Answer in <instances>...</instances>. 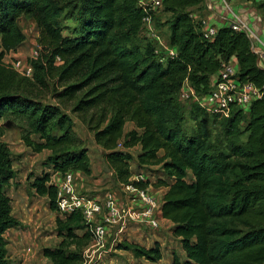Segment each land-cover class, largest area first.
Listing matches in <instances>:
<instances>
[{
  "label": "trees",
  "instance_id": "1",
  "mask_svg": "<svg viewBox=\"0 0 264 264\" xmlns=\"http://www.w3.org/2000/svg\"><path fill=\"white\" fill-rule=\"evenodd\" d=\"M200 2L163 0L176 54L160 61L140 37L148 13L139 0H0V138L5 126L21 123L24 144L34 153H51L45 166L53 173L90 175L87 150L64 112L69 107L104 151L118 183L167 189L162 218L172 224L184 253L183 260L174 255L172 264H264V96L247 117L233 109L219 119L213 136L183 129V85L206 94L210 78L231 58L241 82L264 87V69L245 32L224 27L212 40L203 37L189 12ZM21 17L32 19L38 32L39 50L28 60L31 78L2 63L25 41ZM67 20L74 21L73 29L64 25ZM128 123L133 128L125 134ZM135 148L138 165L157 166L162 178L130 181L127 150ZM14 176L10 151L0 140V264H8L5 233L20 225L6 192ZM50 176H34L30 185L57 213ZM56 233L60 243L44 248L43 256L51 264H81L91 240L81 215L57 217ZM123 247L149 264L162 260L158 244Z\"/></svg>",
  "mask_w": 264,
  "mask_h": 264
},
{
  "label": "rangeland",
  "instance_id": "2",
  "mask_svg": "<svg viewBox=\"0 0 264 264\" xmlns=\"http://www.w3.org/2000/svg\"><path fill=\"white\" fill-rule=\"evenodd\" d=\"M169 18L170 16L158 18L157 22L155 21V27L160 29L168 26ZM64 25L70 29L75 27L73 20L65 21ZM18 26L25 36V41L20 46V51L24 52L16 59L28 61L30 59L28 57L30 55L35 57L34 53L37 54L39 50L37 28L32 19L24 17L19 19ZM141 39L147 42L143 35H141ZM163 49L162 46L156 45V51L157 53L159 52L158 57L160 59L162 58L161 52L164 51ZM9 54L7 55L9 56ZM8 56H4L7 64L2 63L9 66L15 59H9L7 58ZM50 102L55 103L53 101ZM180 104L183 109V129L186 134H195L196 131H200L213 136L218 130L219 119L221 118L198 109L194 104ZM64 112L68 115L70 114L74 133L83 143V147L87 150L89 157L90 175H84L80 172L78 173L79 175L76 174V183L79 187L81 186L82 193L89 197L98 196L104 201L107 194L112 192L116 198L117 196L119 197L117 198L119 202H128L130 193L123 187L124 184L118 183L111 176V171L104 157V151L95 144L93 134L76 115L70 113L69 107L65 108ZM3 122L1 120V123ZM130 127L131 125L127 124L124 131H128ZM25 131L26 129L21 123L5 126L0 138L11 154L15 176L6 192L11 199L12 214L20 224L17 228L10 229L5 233L7 260L8 264H51L43 256L42 251L44 248L54 247L60 243V238L56 233V219L57 217L60 219L65 218L51 211L47 198L39 197L31 188L30 183L33 181L34 176H40L42 173L51 175L50 182L55 179L58 180L57 178L60 174L53 173L49 167L45 166L46 158L51 154L49 151L44 150L41 153H34L31 148L24 144L22 135ZM33 138L35 137L32 136ZM127 151L132 156L130 161L132 177L135 175L137 177L141 176L143 177V182L150 181L154 183L156 173L161 169L157 166L138 167L135 161L136 150L130 149ZM54 177L56 178L54 179ZM187 180H190L189 176ZM151 187L155 191H162V187ZM155 191L148 190L149 194L159 199L158 192ZM98 220L100 219L97 218L96 223H98ZM115 232L116 229H107V235L101 245L95 247L92 243H89L84 247L82 249L83 260L81 264H93L94 262L102 264H149L143 258H136L131 250H126L123 246L127 243H134L146 248L158 244L162 252V260L159 264H172L174 255L179 260L183 258L179 240L172 235L170 227L163 221L157 229H151L145 225H139L138 227L129 225L122 235L116 237ZM76 234L81 235L82 231H76Z\"/></svg>",
  "mask_w": 264,
  "mask_h": 264
},
{
  "label": "built area",
  "instance_id": "3",
  "mask_svg": "<svg viewBox=\"0 0 264 264\" xmlns=\"http://www.w3.org/2000/svg\"><path fill=\"white\" fill-rule=\"evenodd\" d=\"M145 8L148 15L142 21L140 35L146 33L147 42L157 53L156 45L167 47L155 29V19L164 12L163 0H148ZM230 26L234 31L247 32V27L242 23ZM201 31L206 40H212L217 33L213 27ZM252 50L257 55L259 66V61L264 59V50L255 44H252ZM175 54L176 51L168 46L167 58H172ZM34 55L36 57L37 54ZM9 66L25 78H31L33 75V68L28 61L15 59ZM238 73L237 66L230 61L224 63L206 94L199 95L190 85L184 84L178 94V100L182 104H194L202 111L219 118H228L233 109L247 111L254 101L264 96V87L260 89L251 83L241 82ZM78 173L69 171L60 174L58 180L55 179L50 184H53L57 190V213L63 218L79 213L87 226L91 237L90 243L93 246L97 247L103 243L107 229H116L115 236L118 237L125 233L129 225L137 227L145 225L151 229L160 226L163 221L161 200L149 194L147 189L140 190L131 184L122 185L130 193L128 202H119L112 192L102 201L98 196L89 197L82 193L81 186L76 183ZM110 174L114 178L112 171ZM134 181H143V177L139 176ZM97 218L100 219L98 223H96Z\"/></svg>",
  "mask_w": 264,
  "mask_h": 264
},
{
  "label": "crops",
  "instance_id": "4",
  "mask_svg": "<svg viewBox=\"0 0 264 264\" xmlns=\"http://www.w3.org/2000/svg\"><path fill=\"white\" fill-rule=\"evenodd\" d=\"M139 4L140 6L145 7L146 5H148V0H139ZM189 12L191 13V18L193 20L199 21L201 23L202 30H205L206 28H209V27H213L216 29V31H218L219 29L224 28V27H231L230 26L231 24H241V23L244 24L247 27L246 34L248 38L250 39L251 44H255L259 46L261 50H264V1L262 0H201L200 4L196 7L191 8ZM160 16L155 19L156 22L158 18H162L163 16H169V15L165 13L163 16L162 15ZM155 29L157 31V34L160 35L161 38L163 39L165 45H167V47L168 46L171 47L170 45H168L169 43L168 37L170 35L168 26L161 27L160 29H157L155 27ZM141 35H143L145 39L147 38V35L145 32L142 33ZM164 47H165L163 49L164 51L161 52V55H162L161 59H165L167 56V47L166 46ZM23 52L24 51H20V47H19L16 50V52L14 53L11 52L9 56L8 55L6 56H8L7 58L9 59H16L17 57L21 56V53ZM156 54L159 55V52ZM28 58L30 59L33 58V55H30ZM2 62L7 64V62L5 61V58H3ZM230 62L234 64L235 66H237L238 68V64L235 58H231ZM259 67L264 69V59L259 61ZM217 75L218 73L213 75L210 78L211 85L216 80ZM186 85L188 86L189 84L186 83ZM243 112L245 113L247 117L249 114V109ZM130 125L131 127L129 130L133 128V125L132 124ZM128 131H124V133L126 134ZM135 150H136V155H137V153L139 152V148H135ZM135 161H136V158H135ZM136 164L140 168H145V167L139 166L137 161H136ZM130 170H131L130 181L132 182L134 181L135 178H137V176L135 175L132 177L133 173H132L131 167H130ZM156 174H157L156 179H154L155 181L158 178L163 177L162 174L160 173H156ZM55 178L56 177H54V179ZM150 187L151 186H149L147 190L155 191L153 190L152 187L151 188ZM161 189L162 191L156 190L155 192H158V195H159L158 197L162 203L163 195L167 191V189L164 187H162ZM117 198L119 197L117 196ZM163 222L166 223L170 228L172 227V224L169 221L163 219ZM48 248H53V247H48ZM183 259H184V253H183V258L181 260Z\"/></svg>",
  "mask_w": 264,
  "mask_h": 264
}]
</instances>
